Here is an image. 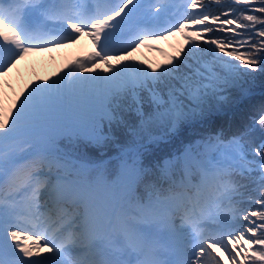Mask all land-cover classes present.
Returning <instances> with one entry per match:
<instances>
[{
    "label": "snow or ice",
    "instance_id": "snow-or-ice-1",
    "mask_svg": "<svg viewBox=\"0 0 264 264\" xmlns=\"http://www.w3.org/2000/svg\"><path fill=\"white\" fill-rule=\"evenodd\" d=\"M177 34L164 64L135 61ZM82 37L0 101V264H264V103L149 159L264 78V0H0V78Z\"/></svg>",
    "mask_w": 264,
    "mask_h": 264
},
{
    "label": "rangeland",
    "instance_id": "rangeland-1",
    "mask_svg": "<svg viewBox=\"0 0 264 264\" xmlns=\"http://www.w3.org/2000/svg\"><path fill=\"white\" fill-rule=\"evenodd\" d=\"M177 2H179V0H177ZM90 44H92L90 39H88L87 37H82L76 45L58 49L56 48L54 51L49 52V57L47 59H37V61L33 65L22 72L16 71L14 69L8 77L0 78V101H2L4 104H7L5 106L10 105L13 101L16 100V97L20 94L26 84L31 81H35L38 77L47 78L48 76L59 72L60 69L66 64L67 58L72 53L77 51L79 52L85 47H88ZM183 44V37L177 38L175 36H172L166 40H157L151 46L141 47L139 50L133 53V56L136 62L142 60L144 61L145 65H162L170 56H173L177 49ZM30 57L31 55H29L27 58ZM258 84L259 81L256 80L252 84L251 89L257 87ZM238 101L239 100L231 104H225L224 108L220 111L209 112L205 119L193 122L189 126L193 127L195 125L203 124L206 121L213 120L214 118L221 117L228 108L235 106V103H237ZM215 133L206 134L202 137H207L208 135H213Z\"/></svg>",
    "mask_w": 264,
    "mask_h": 264
},
{
    "label": "trees",
    "instance_id": "trees-1",
    "mask_svg": "<svg viewBox=\"0 0 264 264\" xmlns=\"http://www.w3.org/2000/svg\"><path fill=\"white\" fill-rule=\"evenodd\" d=\"M180 38V37H179ZM259 84L257 87L251 89V94L246 98L240 99L235 106L228 108L226 112L219 118L206 121L203 124L195 125L193 127H186L181 134L166 141H161L151 149V156L149 159L166 157L169 154H175L181 150L188 142H192L196 137H201L206 134L215 133L218 130H223L227 135L234 130L239 123L250 120L251 113L255 108H258L261 103H264V78H257ZM119 145H112L109 149L103 151H92L81 149L88 159H97L103 156L104 159L114 157L119 154ZM114 161V160H113Z\"/></svg>",
    "mask_w": 264,
    "mask_h": 264
},
{
    "label": "bare ground",
    "instance_id": "bare-ground-1",
    "mask_svg": "<svg viewBox=\"0 0 264 264\" xmlns=\"http://www.w3.org/2000/svg\"><path fill=\"white\" fill-rule=\"evenodd\" d=\"M52 51L53 49L49 51H44V52L33 54L30 58H27L25 61L20 62L15 70L19 72L24 71L25 69L33 65L37 61V59L39 58L47 59L49 57V52H52Z\"/></svg>",
    "mask_w": 264,
    "mask_h": 264
}]
</instances>
